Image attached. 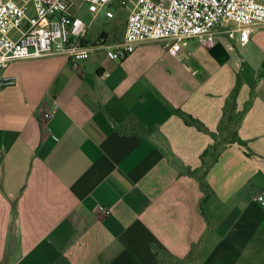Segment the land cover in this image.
<instances>
[{
	"label": "crops",
	"instance_id": "obj_1",
	"mask_svg": "<svg viewBox=\"0 0 264 264\" xmlns=\"http://www.w3.org/2000/svg\"><path fill=\"white\" fill-rule=\"evenodd\" d=\"M215 37L0 68V264H264V23Z\"/></svg>",
	"mask_w": 264,
	"mask_h": 264
},
{
	"label": "built area",
	"instance_id": "obj_2",
	"mask_svg": "<svg viewBox=\"0 0 264 264\" xmlns=\"http://www.w3.org/2000/svg\"><path fill=\"white\" fill-rule=\"evenodd\" d=\"M89 11L114 16L108 7L114 0H83ZM122 41L100 39L87 43L89 27L82 16L71 11L74 0H0V68L22 58L66 54L70 63L104 52L111 59H123L147 40H162L173 55H179L188 39L211 46L221 29L238 42L250 39L251 28L264 23V0H131ZM15 82L0 77V90ZM45 113L52 116L54 110ZM55 139L60 137L52 133ZM254 200L264 206V192ZM110 210L100 205L101 215Z\"/></svg>",
	"mask_w": 264,
	"mask_h": 264
},
{
	"label": "rangeland",
	"instance_id": "obj_3",
	"mask_svg": "<svg viewBox=\"0 0 264 264\" xmlns=\"http://www.w3.org/2000/svg\"><path fill=\"white\" fill-rule=\"evenodd\" d=\"M133 6L131 0H114L108 7L113 11L114 16H108L105 12L97 14L89 11L88 3L83 0H74L71 6V11L83 17L89 27V37L92 39L97 38L99 31L103 28L111 31L112 37L115 39L113 30L118 27L117 25H124L127 20L128 14ZM147 41H161L162 40H147ZM144 41V42H147ZM142 42V43H144ZM194 46L195 41L190 42Z\"/></svg>",
	"mask_w": 264,
	"mask_h": 264
},
{
	"label": "trees",
	"instance_id": "obj_4",
	"mask_svg": "<svg viewBox=\"0 0 264 264\" xmlns=\"http://www.w3.org/2000/svg\"><path fill=\"white\" fill-rule=\"evenodd\" d=\"M177 112L182 115L184 117V119L188 122V123H195L199 128H204L202 122L199 119L194 118L192 115H190L189 113L181 110V109H177ZM207 152V151H206Z\"/></svg>",
	"mask_w": 264,
	"mask_h": 264
}]
</instances>
